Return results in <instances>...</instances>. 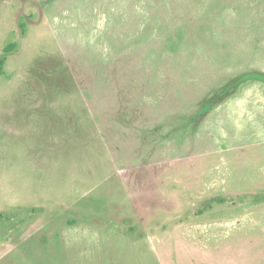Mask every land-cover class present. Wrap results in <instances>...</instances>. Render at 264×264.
<instances>
[{"label":"rangeland","instance_id":"374dc122","mask_svg":"<svg viewBox=\"0 0 264 264\" xmlns=\"http://www.w3.org/2000/svg\"><path fill=\"white\" fill-rule=\"evenodd\" d=\"M0 264H264V0H0Z\"/></svg>","mask_w":264,"mask_h":264},{"label":"trees","instance_id":"16d2710c","mask_svg":"<svg viewBox=\"0 0 264 264\" xmlns=\"http://www.w3.org/2000/svg\"><path fill=\"white\" fill-rule=\"evenodd\" d=\"M15 48V44L8 45L3 49V54L0 57V68L3 66V64L6 61L7 54ZM239 82L249 81V80H261L264 81V73L261 72H250L246 73L239 78H237Z\"/></svg>","mask_w":264,"mask_h":264}]
</instances>
